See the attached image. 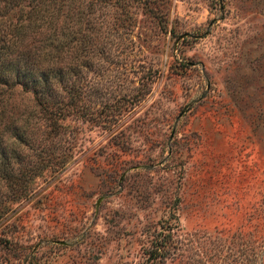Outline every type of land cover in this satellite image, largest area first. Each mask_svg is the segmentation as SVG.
<instances>
[{"label":"rangeland","instance_id":"1","mask_svg":"<svg viewBox=\"0 0 264 264\" xmlns=\"http://www.w3.org/2000/svg\"><path fill=\"white\" fill-rule=\"evenodd\" d=\"M40 1L15 53L54 97L2 101L0 264H264V0Z\"/></svg>","mask_w":264,"mask_h":264},{"label":"trees","instance_id":"2","mask_svg":"<svg viewBox=\"0 0 264 264\" xmlns=\"http://www.w3.org/2000/svg\"><path fill=\"white\" fill-rule=\"evenodd\" d=\"M0 1V9H6L3 10L5 12L0 13V16L6 14L9 10L15 15L14 20L5 19L3 22L0 19V24H2L0 27V108L3 106L2 101L11 95L13 85L18 84L25 90L30 91L32 100L38 109L46 110L45 106L54 97L52 86L43 87L47 82L46 76L32 67V61L29 57H17L15 50L22 44V38L27 34V31L38 32L44 21H48L47 24L51 27L53 21L49 15V19L44 20L41 17L44 13H39L48 10V3L38 0L33 3L18 5L16 2L18 0ZM50 5L53 4L50 2ZM28 49V56H30V51H32L30 46ZM18 54H22V52ZM47 111V115H50L51 110ZM49 125H52L50 121ZM165 245L166 239L154 240L152 246L147 250V259L152 260L157 256L164 255Z\"/></svg>","mask_w":264,"mask_h":264}]
</instances>
